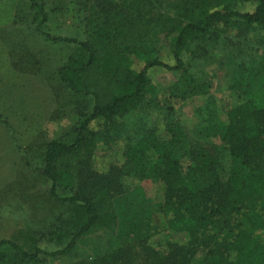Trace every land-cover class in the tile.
<instances>
[{
	"label": "rangeland",
	"instance_id": "rangeland-1",
	"mask_svg": "<svg viewBox=\"0 0 264 264\" xmlns=\"http://www.w3.org/2000/svg\"><path fill=\"white\" fill-rule=\"evenodd\" d=\"M38 1L47 15L42 31L76 40L104 22L131 19L128 5L137 2L158 57L171 63L160 44L157 19H186L196 13L199 0ZM218 1L238 10L250 5ZM34 22L24 0H0V240L28 253L36 247L54 251L68 240L73 208L49 197L48 182L38 168L47 142H71L78 119L92 105L88 97L72 95L57 77L72 48L44 39ZM182 58L191 93L187 80L153 71L134 109L114 119L122 128L114 130L107 122L91 128L80 161L56 183L59 196H91L98 223L72 250L21 264H177L166 260L168 237L182 240L167 230L173 211L164 200L165 164L175 161L183 180L196 187L242 175L208 120H222L223 111L245 94L255 106L264 103V30L239 21L219 23L191 38ZM137 65L133 62L132 68ZM126 159L134 167L120 175ZM204 239L200 234L198 240Z\"/></svg>",
	"mask_w": 264,
	"mask_h": 264
},
{
	"label": "trees",
	"instance_id": "trees-1",
	"mask_svg": "<svg viewBox=\"0 0 264 264\" xmlns=\"http://www.w3.org/2000/svg\"><path fill=\"white\" fill-rule=\"evenodd\" d=\"M24 1L33 10L37 33L47 41L72 48L56 72L62 86L76 97H88L92 105L90 112L78 119L71 142H47L38 168L48 182L49 197L73 208L67 242L54 251L36 247L28 253L11 241L0 240V264L33 262L40 255H62L72 250L98 223L91 196L82 192L59 196L56 183L80 161L91 128L101 122H107L114 130L122 128L114 119L134 109L153 71L178 75L191 84L182 58L191 38L231 21L264 30V0H244L250 5L239 10L218 0L196 1V13L186 19L161 16L157 19L160 44L171 59L167 63L153 47V35H148L152 29L148 20L138 13L137 2L128 5L131 19L104 22L86 38L76 40L43 32L42 24L47 17L43 4L38 0ZM147 1L158 4L161 0ZM246 32L242 30L241 34ZM133 62L139 64L134 69ZM190 84L189 93L193 91ZM252 98L245 94L223 111L222 120H208L209 116L206 119L225 144L227 154L238 162L242 175L214 179L210 184L196 187L183 180L175 161L167 160L162 176L164 200L173 211L167 230L179 235L182 241L168 237L166 260L177 264H189L197 259L201 264H264V103L255 106ZM133 167L126 159L118 172L125 175ZM257 229L262 230L259 236L253 234ZM200 234L205 236L202 242L198 240Z\"/></svg>",
	"mask_w": 264,
	"mask_h": 264
}]
</instances>
